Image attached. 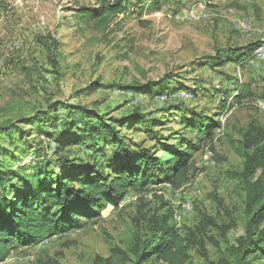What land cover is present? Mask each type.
<instances>
[{
    "label": "rangeland",
    "instance_id": "374dc122",
    "mask_svg": "<svg viewBox=\"0 0 264 264\" xmlns=\"http://www.w3.org/2000/svg\"><path fill=\"white\" fill-rule=\"evenodd\" d=\"M80 4L94 1L0 0V122L61 100L113 117L138 109L159 122L156 130L164 139L193 137L181 121L195 113L217 114L222 127L214 150L207 143L194 155L189 181L182 187L162 182L129 188L119 208L108 205L96 218L79 219V229L73 232L14 249L0 264H35L39 257L49 264H95L97 256L106 264H131L121 252L135 235L145 237L152 220L170 210L174 214L185 202L195 209L181 227L186 225L184 233L190 228L192 260L187 264H222L227 241L235 242L244 233L243 160L235 147L249 124L264 127V58L254 57L251 67L238 70L234 65L210 69L203 58L229 46L264 40V0H160L158 5L132 1L127 13L112 17L107 25L78 19L75 10ZM202 4L197 16L191 15ZM163 79L172 89L191 87L195 92H169L162 85L152 98L117 86ZM94 82L102 86L83 91ZM244 83L250 84L252 96L237 103L232 95ZM224 104L226 110L218 113ZM117 128L129 143L162 155L143 131ZM32 132L25 139L34 144L39 137ZM14 133L15 141L22 142L18 131ZM48 143L45 138L44 147ZM132 148L137 150L136 145ZM35 149L28 146L20 163L32 165ZM66 150L85 164L96 158L107 165L106 158L85 147ZM202 225L207 226L205 232Z\"/></svg>",
    "mask_w": 264,
    "mask_h": 264
},
{
    "label": "trees",
    "instance_id": "16d2710c",
    "mask_svg": "<svg viewBox=\"0 0 264 264\" xmlns=\"http://www.w3.org/2000/svg\"><path fill=\"white\" fill-rule=\"evenodd\" d=\"M76 1H94V4L78 6L75 10L78 19L86 22L96 19L105 25L112 17L127 13L132 1L138 5L147 1L153 5L160 2ZM261 44L262 41H256L229 46L205 56L204 65L213 70L229 65H234L237 70L249 68ZM164 80L117 86L145 93L152 98L156 96L155 90L161 89L162 85L169 92H195L191 87L172 89L170 83ZM101 86L94 82L83 91L91 92ZM250 96L251 86L244 83L240 84L232 99L240 103ZM261 98L264 103V94ZM225 108L226 104L218 113ZM61 109L63 112H60ZM216 117L217 114L207 112L186 116L181 124L191 129L194 136L184 138L179 134L166 139L160 130H156L159 122L138 109L113 117L85 104L61 100L53 102L48 108H38L32 114L20 116L17 119L21 123L17 119L0 122V263L14 249L37 245L79 229V219L96 218L108 205L119 208L129 188L141 189L162 182H169L178 188L185 185L189 181L194 155L207 143L214 150L213 142L222 127ZM20 125H26V128ZM117 127H129L136 133L143 131L145 136L156 141L158 147L155 150L161 151L162 155L156 156L153 150L142 148L138 143H134L137 148L134 150L132 147L135 145L129 143L131 140ZM15 131H18L22 142L15 141ZM29 131L39 137L34 144V140L25 139ZM5 138L8 142H4ZM45 138L50 141L47 147H44ZM171 139H177V142L171 143ZM28 146L36 148L32 153L35 155L32 165L20 163ZM80 146L97 156L102 155L107 165L99 164L96 158L85 164L84 160L65 154L69 151L66 149ZM106 147H110L108 152L104 150ZM235 150L243 160L241 178L245 191V228L235 242L227 241L222 264H259L264 260V127L249 124L241 132V140ZM172 217L173 211L170 210L167 215L151 221L145 237L137 233L127 250L121 252L125 263L150 264L152 260L165 264L189 263L192 260L190 239L187 238L190 228L187 227L184 233L186 225L181 231ZM201 227L205 232L207 226ZM35 264L49 262L39 257ZM95 264L106 262L97 256Z\"/></svg>",
    "mask_w": 264,
    "mask_h": 264
},
{
    "label": "bare ground",
    "instance_id": "6f19581e",
    "mask_svg": "<svg viewBox=\"0 0 264 264\" xmlns=\"http://www.w3.org/2000/svg\"><path fill=\"white\" fill-rule=\"evenodd\" d=\"M258 56L259 58H264V44H261V46L256 50L255 58H258ZM263 104L264 103H262V105ZM194 210V206L191 202H185L180 208H176L174 210L173 220L180 230L183 226V221L190 219L194 214Z\"/></svg>",
    "mask_w": 264,
    "mask_h": 264
},
{
    "label": "built area",
    "instance_id": "2783aa9c",
    "mask_svg": "<svg viewBox=\"0 0 264 264\" xmlns=\"http://www.w3.org/2000/svg\"><path fill=\"white\" fill-rule=\"evenodd\" d=\"M199 9H203V4L202 5H198V11L191 12V15L197 16V14L199 12ZM262 44H264V40H262ZM258 59H259V56H258ZM258 59H257V62H258Z\"/></svg>",
    "mask_w": 264,
    "mask_h": 264
}]
</instances>
